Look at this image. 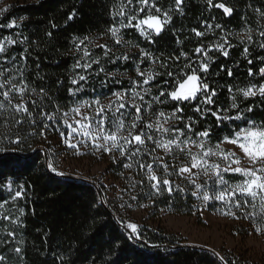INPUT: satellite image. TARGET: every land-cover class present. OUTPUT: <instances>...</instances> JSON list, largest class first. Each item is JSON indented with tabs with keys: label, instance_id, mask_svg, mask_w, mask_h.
Returning <instances> with one entry per match:
<instances>
[{
	"label": "trees",
	"instance_id": "obj_1",
	"mask_svg": "<svg viewBox=\"0 0 264 264\" xmlns=\"http://www.w3.org/2000/svg\"><path fill=\"white\" fill-rule=\"evenodd\" d=\"M121 2L122 0H36L11 6L3 18H0V23L15 21L16 26L0 28V39L11 36L17 43L10 46L6 54H0V60L3 56L9 59L16 56L18 66L26 68L25 76L30 85L37 90L44 87L67 110L82 100L107 98L116 91L128 89L130 78L137 79L135 66L139 63V48L160 60L179 55L181 51L198 60L199 57L193 53L197 46L203 44L207 48L223 43L222 37L226 36L234 45L228 49L227 57L215 47L209 52L214 62L209 64L206 82L217 91V96L214 97L216 103L209 107L230 108L232 94L237 89L264 84V76L259 74V69L264 67V59H261L264 58V48L259 47L264 40L259 36V32L264 31V17L260 15V12H264V0H212L211 7L207 0H182L179 10L176 0H149L155 2L162 11H168L172 17L164 25L160 35L153 34L150 42L135 29L125 30L124 40L139 45V48L129 45L131 51L127 61L119 60L116 64H110L101 59V65L107 72L120 75L115 79L106 78L103 73L96 76L99 66L93 65L88 70L91 73L88 83L80 82L85 91L76 97L69 96L67 89L75 87L70 84L69 76L72 75V65L79 58L75 44L85 36L105 35L110 27L117 26L118 18L113 17L112 12ZM123 2L126 3V0ZM133 3L134 6H139L136 0ZM218 3H224L231 8V14H225L223 9L214 6ZM73 12L75 15L69 19ZM153 14H157L154 9ZM144 15L145 13H141L140 17L143 18ZM217 24L221 28H216ZM208 25H212V28L209 29ZM192 29L204 32L205 35L197 37ZM248 29H251L253 36L251 43L244 39ZM241 39H244V43L240 42ZM245 47L248 48L247 58L244 55ZM25 48L28 49L25 54L27 59L19 64ZM96 51L93 58L103 57L99 49ZM248 60H252V63L249 64ZM37 64L39 68L36 67ZM5 67L11 68L12 64L8 63ZM152 67L148 60L140 64L141 70ZM229 69L232 70L231 76L228 75ZM250 69L252 76L248 74ZM155 70L162 69L157 64ZM88 73L81 72L85 75ZM164 79L160 77L158 81L163 84ZM229 87H232L233 93H229ZM153 91L156 89L153 88ZM197 102L193 101L191 105L185 102L187 115H193L191 107ZM236 102L240 109L253 106V111L246 112L245 115L258 124L264 122V101H261L259 95L248 99L238 95ZM45 103L50 104L47 100ZM159 107L171 111V104ZM51 110V106L46 109ZM236 111L233 109L227 114L235 115ZM4 115L7 116L6 113ZM3 120L4 117H0V132L4 130ZM214 120V117L209 116L206 123L197 127L203 130L207 125L214 124ZM225 123L228 126L226 131L213 129L221 138L229 131L236 130V125L247 126L243 121ZM11 131L18 132L27 139L19 146L12 145L11 149L15 150L0 153V204L4 205L0 208V217H19V222L15 225L0 218V255L5 257L3 264H221L213 252L204 248L183 246L179 240L162 230L140 227L139 238L129 239L130 231L121 223L126 221L127 213L142 208L150 218L163 212L176 216L199 217L200 200L191 196L190 191L194 188L187 185L186 181L172 176L170 179L174 181V189L176 184H180L186 187L185 192L174 190L171 196L166 191L152 195L154 190L150 188L143 171L136 165L125 169L122 163L128 161H119L110 166L111 176L120 186L119 197L109 202L104 186L87 180L57 176L48 170L46 161L49 155L40 148L45 146V141L38 135H28L32 127L27 120L22 125L13 127ZM216 142V137L213 136L211 143L214 145ZM145 159L150 162V158ZM166 160L169 164L176 163L170 162L167 157ZM156 174L163 176V169H157ZM142 179L143 185L136 184L135 188L130 186L132 182ZM19 185L24 186L25 195L22 199L12 201L11 197L19 190ZM132 195H136L137 200H132ZM125 202L132 207L125 205L121 208L120 205ZM210 203L214 206L206 207V211L222 212L224 206L221 202ZM21 209L23 215H20ZM234 220L247 223L246 228L238 226L236 231L239 235L246 236L249 230H253L249 220ZM8 231L16 233L14 240L8 237ZM261 237L264 242V235ZM16 247L21 248L20 254L14 251ZM224 257L229 261H236L237 264H264V259L260 263H254L227 255Z\"/></svg>",
	"mask_w": 264,
	"mask_h": 264
},
{
	"label": "snow or ice",
	"instance_id": "obj_2",
	"mask_svg": "<svg viewBox=\"0 0 264 264\" xmlns=\"http://www.w3.org/2000/svg\"><path fill=\"white\" fill-rule=\"evenodd\" d=\"M207 2L210 7L213 6L212 0ZM136 3L139 7L134 6L133 0H126V3L122 0L115 6L116 10L112 12V16L120 17V25L110 27L105 33V35L110 34L115 45H131L139 48V45L124 40L121 29L135 28L141 36L151 42L152 35L159 36L164 25L172 19L169 12L162 11L155 2L136 0ZM181 3L182 0H176L178 10ZM214 6L223 9L225 14L232 12V9L224 3ZM153 9L158 15L153 14ZM8 11L9 7L0 8V18H3ZM256 11L260 12V9ZM140 13H145L143 18L140 17ZM74 15L75 12L69 16V19ZM260 15L264 17V12H260ZM15 26V21L7 24L0 23V28ZM215 27L221 28V25L217 24ZM208 28L211 29L212 25H208ZM192 31L197 37L205 35L204 32L196 29ZM48 35L50 36L51 33ZM259 36L264 38V31H260ZM222 39L223 43L207 48L203 44L197 46L193 53L199 57L198 60L184 51H181L179 55L169 56L166 60H160L159 57L139 48V63L135 66L137 79L130 78L128 89L114 92L107 104L102 103L99 98H94L91 101L76 103L67 110H64L44 87L37 90L35 86L30 85L25 76L26 68L18 66L16 56L13 55L10 59L3 56L0 60V97H2L0 117H4L2 125L4 130L0 132V153L15 150L11 149L12 145L19 146L24 143L27 137L18 132L12 133L11 129L22 125L27 120L32 127L29 136L38 135L47 141V132H56L66 149L73 150L77 156L84 154L81 150L83 149L93 153L99 152L101 155L107 153L113 162H117L118 159L121 162L127 160L128 162L122 163L125 169H131L133 165H136L143 171L150 188L154 190L152 195H159L166 191L171 196L174 190L183 193L186 187L176 184L174 189V181L170 177L175 176L181 181H186L187 185L194 188L190 191L191 196L201 201L202 207L198 208L201 214L203 208L214 206L210 202L219 201L224 206L221 214L237 220H249L254 232L264 235V122L258 124L245 115L246 112L253 111V106L240 109V105L236 102L238 95L244 99L259 95L261 101H264V84L259 86L253 84L246 89L239 88L235 93L232 87H229V93H233L230 108L209 107L216 103L214 97L217 96L216 89L210 88L206 82L209 64L214 62L209 52L215 47L227 57L228 49L234 47L226 36ZM244 39L248 43L253 41L251 29L247 30ZM244 39L240 42L244 43ZM86 41L91 43L90 38L85 36L79 40L78 44H75L76 52H82V55L75 60L72 65V75L69 76L70 84L75 86L67 89L71 97H76L85 91L84 85L80 82L88 83L91 75L88 70L92 69L93 65L99 66L95 72L96 76L103 73L106 78L115 79L117 74L107 72L101 65V59L110 64L129 59L127 53L115 55L107 44L95 45L103 50V57L93 58ZM23 42L20 41V43ZM16 43L17 40L11 36H4L0 39V54H6L9 47ZM259 47L264 48V40ZM26 53H28L27 48L21 54L19 64L26 61ZM244 55L247 58V47L244 48ZM145 60L151 61L153 67L141 70L140 64H143ZM8 63L12 64L11 68L5 67ZM248 63L251 64L252 60H248ZM157 64L161 71L155 70ZM36 67L39 68V64ZM77 69L81 71L77 72ZM248 74L253 75L251 69ZM259 74L264 76V67L259 69ZM228 75H232L231 69L228 70ZM160 77L165 78L163 84L158 81ZM39 78L43 79V77ZM101 83L103 84V81ZM153 88L156 89L155 92ZM45 100L50 104L45 103ZM193 101H198L191 107L193 115H187L185 102L191 105ZM170 104L171 111H165L159 107ZM50 106L52 110L46 111ZM233 109L237 110L235 115L227 114ZM209 116L215 118L214 124L199 130L197 125L206 123ZM226 121L233 123L243 121L247 126L236 125V130L229 131L221 138L213 129H219L220 132L226 131L228 127ZM213 136L217 140L214 145L211 143ZM224 145L232 147L226 150ZM52 156L53 158L46 161V168L57 176H63L64 173L59 170V163L55 158L56 154L52 153ZM166 157H171L173 161L180 159L181 162L169 164ZM145 158H150V162ZM159 168L163 169V176L156 174ZM136 184L143 185L144 180L132 182L130 186L135 188ZM8 187L11 190V182ZM18 187L19 190L15 191V195L11 197L12 201L22 199L25 195L24 186ZM131 199L137 200V196L132 195ZM125 205L132 207L127 202L120 207L124 208ZM3 207L4 205L0 204V208ZM141 207H148V205H141ZM23 214L21 209L20 215ZM0 218L13 225L19 222V217L12 219L11 215H3ZM121 223L130 230L129 239L139 238L140 231L136 223L123 221ZM7 235L14 240L16 233L8 231ZM14 251L20 254L22 250L16 247ZM214 255L219 258L221 264H237L234 260H227L219 252L214 251ZM4 261L5 257L0 255V264Z\"/></svg>",
	"mask_w": 264,
	"mask_h": 264
},
{
	"label": "rangeland",
	"instance_id": "obj_3",
	"mask_svg": "<svg viewBox=\"0 0 264 264\" xmlns=\"http://www.w3.org/2000/svg\"><path fill=\"white\" fill-rule=\"evenodd\" d=\"M34 1L36 0H0V8L9 7L10 9L11 6L32 3ZM117 18L118 25L116 27H119L120 17L117 16ZM126 22L127 21L125 20V23ZM133 23H135V21H133ZM127 29L129 28L121 29V34L123 35ZM89 38L91 43L88 41L85 43L88 45L92 56L96 54L95 52H97L96 50L98 49L101 51V53H103L101 48L95 46L97 44H107L115 54H130V46L115 45L114 39L110 37V34L101 36L94 35L90 36ZM77 54L80 57L82 52ZM119 75L120 74L116 76ZM97 98H99L102 103L107 104L112 96L107 98ZM93 99L85 100L91 101ZM85 100L77 103H82ZM61 127H64L63 124H61ZM47 137V141L44 140L45 146H40V148L44 149L48 153L49 159L53 158L52 153L56 154L55 158L58 160L59 170L64 173L63 176L87 180L95 184H99L100 186H104L106 198L109 202L115 201L119 197L120 186L115 178L111 176L110 170V166L118 163L120 161L119 159L117 162H113L107 153L101 155L99 152L93 153L83 149L81 150L84 152V154L77 156L74 154L73 150L66 149V146L62 144L58 133L48 131ZM224 147L226 150H229L232 146L224 145ZM193 151H195V149H193ZM116 155L119 157V153ZM167 158L170 160V162H176L175 164H179L181 162L180 159L173 161L171 157ZM8 191L10 192V190ZM199 203L202 207L201 201ZM126 216L125 223H136L139 228L147 227L153 230H162L167 235H171L179 240L180 244L183 246L204 248L213 253L214 251L219 252L222 256L227 255L254 263H260L264 259V242L260 234L254 232V230L251 229L249 230L248 235H239L236 229H238V226L246 228V222L235 221L233 218L225 216L221 213L208 212L206 211V208H203L202 214L200 211L199 217L176 216L163 212L155 218H150L147 216L146 210L144 208L129 212Z\"/></svg>",
	"mask_w": 264,
	"mask_h": 264
}]
</instances>
